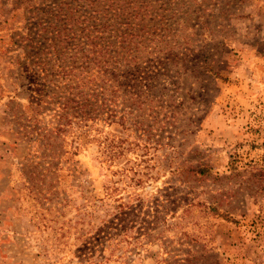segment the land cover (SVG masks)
Here are the masks:
<instances>
[{"label": "rangeland", "instance_id": "374dc122", "mask_svg": "<svg viewBox=\"0 0 264 264\" xmlns=\"http://www.w3.org/2000/svg\"><path fill=\"white\" fill-rule=\"evenodd\" d=\"M133 1L131 70L175 124L145 132L123 93L126 126L98 121L74 150L36 136L55 117L34 103L74 2L0 0V264H264V0Z\"/></svg>", "mask_w": 264, "mask_h": 264}, {"label": "trees", "instance_id": "16d2710c", "mask_svg": "<svg viewBox=\"0 0 264 264\" xmlns=\"http://www.w3.org/2000/svg\"><path fill=\"white\" fill-rule=\"evenodd\" d=\"M73 2L74 5L69 4L64 11L63 27L57 30L59 37L52 32L54 45L49 54L55 64L45 63L36 70L40 83L34 103L55 117V126L36 132V136L46 140H57L55 136H64L66 140L71 137L70 144L77 150L82 144L84 131L93 129L98 121L125 127L128 118L125 115L120 117L117 112L118 99L123 93L131 95L120 102L128 109L125 114L132 115L131 121L144 127L145 132L164 130L166 125L172 127L175 123L172 125L166 120L169 113L165 110L170 112L174 106L169 105L162 93L160 100L151 95L153 86L148 72L140 76L137 70H131L139 67L140 56L137 57L133 49L134 38H131L130 30L144 21L139 12L144 3L110 0V5L105 6L108 9L100 10L97 0L91 4L82 0ZM102 12L106 13L104 19L101 18ZM144 16L147 17L146 13ZM149 68L152 74L159 76L161 67L150 62ZM143 113L147 114L151 125L144 122ZM164 113V119H161ZM167 140L165 144H172L169 141L173 142L174 138L168 137ZM56 154L53 151V154L44 156V165H47L43 171L47 173L44 180L61 169ZM193 171L202 176L211 174L208 167H194Z\"/></svg>", "mask_w": 264, "mask_h": 264}]
</instances>
